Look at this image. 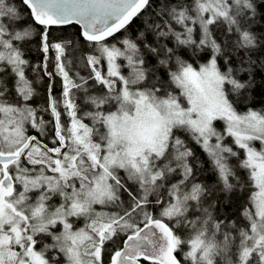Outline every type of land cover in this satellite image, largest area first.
Returning <instances> with one entry per match:
<instances>
[{
  "label": "snow or ice",
  "instance_id": "6c2138e0",
  "mask_svg": "<svg viewBox=\"0 0 264 264\" xmlns=\"http://www.w3.org/2000/svg\"><path fill=\"white\" fill-rule=\"evenodd\" d=\"M22 3L28 27L0 0V264H105V254L107 264H264V109L237 107L258 87L264 0H166L137 40L115 43L150 0ZM73 24L77 38L52 32ZM217 32L231 35L218 42ZM34 34L44 59L31 67ZM180 48L209 59L197 66ZM29 69L48 79L41 108ZM180 132L206 153L218 187L198 179ZM237 189L249 193L243 226L218 211L217 193L231 202Z\"/></svg>",
  "mask_w": 264,
  "mask_h": 264
},
{
  "label": "trees",
  "instance_id": "16d2710c",
  "mask_svg": "<svg viewBox=\"0 0 264 264\" xmlns=\"http://www.w3.org/2000/svg\"><path fill=\"white\" fill-rule=\"evenodd\" d=\"M166 0H150V7L143 10L137 17H135L130 24L127 26L126 30H121L120 32L116 33L113 37L109 38V43H115L119 41L120 39L124 37H128L133 40H137L139 37V33L141 31H145L147 25L145 24V21L151 22L153 19L158 20L159 17L155 16L156 12L160 11V6L165 3ZM7 3L11 6H15L19 13H20V21L19 24L22 27H28L29 25H33L34 21L32 20L28 8L22 3V0H7ZM261 9L264 10V5H261ZM36 29H39V31H43V28L41 26L35 25ZM17 30H21L20 28H17ZM253 31L257 34V36H264V19H258L257 23L253 25ZM52 32L56 35L64 34L71 38H77L79 37L80 28L73 24L69 26H64L62 28H53ZM228 35H221L220 32H217L218 36V42L221 41H227ZM146 36L149 42H152L155 40V37L150 32H146ZM232 39H235V37H232ZM80 43H84L82 38L79 40ZM166 43L169 44V46H173V41H167ZM262 46L251 54L252 60L256 61V64L254 66L255 74H256V83L258 87L252 91H249L245 94V96L237 97V100L240 101L237 103V107L239 110L244 111L247 107H251L255 110H261L264 109V67H261L262 64H264V40L261 42ZM178 54L183 58L188 60V62L194 63L198 66L199 63L207 62L209 59V53L203 52V53H193L190 49H184L180 48L177 50ZM54 55V54H50ZM25 56L29 60L31 67H36L37 65H40L44 59V53L40 50V37L39 35L34 34L31 38V43L27 44L25 46ZM240 57H244L247 59V54L243 51H240L239 53H234V59L236 60V64L234 66L239 67V59ZM151 63H156V59L154 57H149ZM244 67H247V64L244 65ZM82 72L86 71L83 69H80ZM28 75L30 78L36 80L35 83V91L36 95L34 96L32 100V106L41 108L44 106L45 101V89L46 85L48 83V79L45 77L43 79H40L38 76L33 74L31 70L29 69ZM241 77H244L245 74L241 73ZM4 79H6V84L11 89L13 80L9 72L4 73ZM166 78V77H165ZM55 88L54 93L59 94L61 91L60 87V79L57 78L55 80ZM49 117L47 114H45V119H48ZM217 128L222 130V122H217ZM35 133V130L33 131ZM51 135V133H50ZM178 135H181V138L185 139L187 141L188 146L192 149V151L195 153V156L198 158V160L202 164V168L200 169V175L198 176V179L203 181L204 183L208 184L212 187H218L216 184V174L212 171V167L209 161V158L207 157L206 153L203 151V149L195 143V141L191 140L187 134L185 133H178ZM50 142V140H49ZM227 142L229 144L232 143L231 138L227 139ZM241 157L243 156V152L240 153ZM236 161L234 160L233 163ZM123 175V173H121ZM239 175L242 178H246V173L241 170L239 172ZM218 195L223 197L222 203H218V211L221 216H227L230 217L233 220L239 221V226H243L246 221L240 217V209L241 205H243L247 199V196L249 193L247 191L237 189L236 193L234 195H231V202H229V194H223V193H217ZM124 199H127V196H124ZM79 226H83V222L81 221ZM48 242V241H45ZM119 246L121 247L122 242H117ZM113 248V245L108 246V252H111ZM54 255H57L54 253ZM178 258L182 259V253H177ZM57 258H60L59 255ZM108 262V255L105 254V264ZM147 264V262H145Z\"/></svg>",
  "mask_w": 264,
  "mask_h": 264
},
{
  "label": "water",
  "instance_id": "95a60500",
  "mask_svg": "<svg viewBox=\"0 0 264 264\" xmlns=\"http://www.w3.org/2000/svg\"><path fill=\"white\" fill-rule=\"evenodd\" d=\"M27 7V6H26ZM29 10V13H30V9H28ZM31 16V15H30ZM32 18V17H31ZM32 20H33V18H32ZM78 26V25H77ZM79 27V26H78ZM80 28V27H79ZM80 31H81V29H80ZM121 247H122V245H121Z\"/></svg>",
  "mask_w": 264,
  "mask_h": 264
},
{
  "label": "flooded vegetation",
  "instance_id": "af4514ba",
  "mask_svg": "<svg viewBox=\"0 0 264 264\" xmlns=\"http://www.w3.org/2000/svg\"><path fill=\"white\" fill-rule=\"evenodd\" d=\"M33 131H34V130H32V134H35ZM49 146H51L50 142H49Z\"/></svg>",
  "mask_w": 264,
  "mask_h": 264
},
{
  "label": "rangeland",
  "instance_id": "374dc122",
  "mask_svg": "<svg viewBox=\"0 0 264 264\" xmlns=\"http://www.w3.org/2000/svg\"><path fill=\"white\" fill-rule=\"evenodd\" d=\"M5 78V77H4ZM5 80V82H6V79H4ZM257 147H259V145L257 144Z\"/></svg>",
  "mask_w": 264,
  "mask_h": 264
}]
</instances>
